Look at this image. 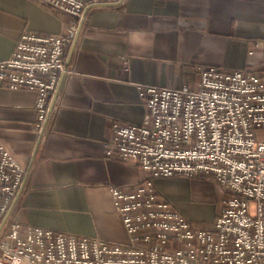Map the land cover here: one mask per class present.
<instances>
[{
  "label": "crops",
  "instance_id": "0c3cea01",
  "mask_svg": "<svg viewBox=\"0 0 264 264\" xmlns=\"http://www.w3.org/2000/svg\"><path fill=\"white\" fill-rule=\"evenodd\" d=\"M82 13L65 50L70 72L59 79L42 130L35 127L36 94L0 85V144L26 170L7 219L125 242L111 188L139 183L146 173L105 158L102 144L112 137V124L141 123L140 84L195 88L200 66H260L264 0H121ZM69 23L39 0H0V62L25 31L64 35ZM189 179L155 185L184 217L211 227L219 193L193 194Z\"/></svg>",
  "mask_w": 264,
  "mask_h": 264
},
{
  "label": "built area",
  "instance_id": "2783aa9c",
  "mask_svg": "<svg viewBox=\"0 0 264 264\" xmlns=\"http://www.w3.org/2000/svg\"><path fill=\"white\" fill-rule=\"evenodd\" d=\"M39 2L70 19L67 33L25 31L0 62L3 88L36 94L37 132L59 79L70 72L64 55L82 12L121 0ZM259 53L257 68L198 67L195 88L140 84L143 120L114 122L102 144L106 159L146 173L139 183L111 188L125 242L8 220L26 170L0 144V264H264V43ZM174 176L210 178L224 192L210 228L194 226L156 188L157 179Z\"/></svg>",
  "mask_w": 264,
  "mask_h": 264
},
{
  "label": "rangeland",
  "instance_id": "374dc122",
  "mask_svg": "<svg viewBox=\"0 0 264 264\" xmlns=\"http://www.w3.org/2000/svg\"><path fill=\"white\" fill-rule=\"evenodd\" d=\"M188 184H189V187H191V190H192L193 194H196L197 192H203V193H206L208 195H211L212 193H214L216 195L217 193H219L218 194V201H219V204L221 205V198L223 197L224 192L210 178L193 177V178L189 179ZM250 209H251L250 210L251 213L253 214L254 204H252ZM192 222H193L194 226H196V227H201V228L202 227H206V228L209 227L210 228L209 223H207L205 221L201 222V221H198V220H194ZM212 224H213V222H212Z\"/></svg>",
  "mask_w": 264,
  "mask_h": 264
}]
</instances>
